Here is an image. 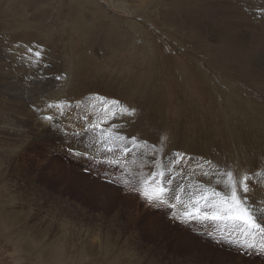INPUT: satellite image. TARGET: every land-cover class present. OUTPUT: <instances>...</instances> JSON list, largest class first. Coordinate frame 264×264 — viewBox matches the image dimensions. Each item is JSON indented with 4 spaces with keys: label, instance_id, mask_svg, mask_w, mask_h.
Listing matches in <instances>:
<instances>
[{
    "label": "rangeland",
    "instance_id": "obj_1",
    "mask_svg": "<svg viewBox=\"0 0 264 264\" xmlns=\"http://www.w3.org/2000/svg\"><path fill=\"white\" fill-rule=\"evenodd\" d=\"M14 2L0 0V264H264V236L181 222L191 195L224 194L225 170L264 212V0ZM113 101L136 116L112 119Z\"/></svg>",
    "mask_w": 264,
    "mask_h": 264
},
{
    "label": "snow or ice",
    "instance_id": "obj_2",
    "mask_svg": "<svg viewBox=\"0 0 264 264\" xmlns=\"http://www.w3.org/2000/svg\"><path fill=\"white\" fill-rule=\"evenodd\" d=\"M28 52L36 59L41 57V52L38 50L30 48L28 49ZM113 104L119 105L121 111L113 114L109 110L112 119H116L117 116L120 118L136 116L137 110L134 107L123 105L119 101H113ZM49 119H51V117H49ZM102 123L108 124V121L104 120ZM108 126L111 125L109 124ZM91 127L101 133L105 131L100 124L92 125ZM131 139L135 141V138ZM105 151L109 153L123 151L125 155H127L130 149L128 146H124L122 149L106 147ZM153 156H155V153ZM184 158L185 157L180 153L175 154V161L182 162ZM175 161H170V163ZM93 163H104L112 167L119 166V160L108 158H105L102 161H97L93 158ZM204 175L207 176L208 173H204ZM215 175H217V177H223V179H217V184L225 189L224 194L221 195L220 191L213 190V197H215V199H210L202 192L198 195H191L189 197L190 206L185 207L181 222L231 224L234 228L239 229L247 235L260 234L261 236H264V212H260L259 209H253L250 205L245 203L249 198L247 194L251 190L249 187V176L243 175L237 177L231 170H225L222 173L218 172L215 173ZM163 176L164 172L155 173L154 179ZM165 188L166 186L161 180L158 190L151 192L146 190L143 195L145 199L153 202V204L167 203L169 197H166L165 195ZM175 199H178V197H175ZM173 207H175V205H173Z\"/></svg>",
    "mask_w": 264,
    "mask_h": 264
},
{
    "label": "bare ground",
    "instance_id": "obj_3",
    "mask_svg": "<svg viewBox=\"0 0 264 264\" xmlns=\"http://www.w3.org/2000/svg\"><path fill=\"white\" fill-rule=\"evenodd\" d=\"M16 3H18L17 2V0H14ZM55 1V0H54ZM14 2V3H15ZM48 2V1H47ZM15 3V4H16ZM49 3V2H48ZM58 3V2H57ZM47 4V3H46ZM52 6V5H51ZM54 6V5H53ZM20 12V11H19ZM18 13V12H17ZM5 16V15H4ZM21 18V17H20ZM17 22H18V19L16 20ZM16 22V23H17ZM15 23V19H14V22L12 23V24H14ZM15 23V26L17 25ZM34 23V22H33ZM11 24V25H12ZM28 26V22H25L24 23V21L23 20H21L20 21V23L18 24V28L16 29L15 27V29L16 30H13V29H11V31L13 30V32H11V33H8V34H6L5 35V41H7V42H17V41H19L20 40V38H22L24 35H26L25 33H21V34H19V30H21L23 27H27ZM11 28H12V26H10ZM34 28V27H33ZM38 28V27H37ZM28 29H29V27H28ZM31 29V28H30ZM36 29V28H35ZM8 30H10V29H8ZM33 31H31L30 33H32ZM51 40V39H50ZM49 40V41H50ZM53 51V50H52ZM23 64V63H22ZM18 66V65H17ZM14 88V87H13ZM15 89V88H14ZM17 89V88H16ZM17 105V104H16ZM63 144V143H62ZM61 150H63V151H65L66 152V150H71V151H73V149L70 147V146H65L64 144L62 145V147H61ZM70 151V152H71ZM73 157H74V155H72ZM88 156V155H87ZM183 171V170H182ZM192 180V179H191ZM180 206V205H179Z\"/></svg>",
    "mask_w": 264,
    "mask_h": 264
}]
</instances>
